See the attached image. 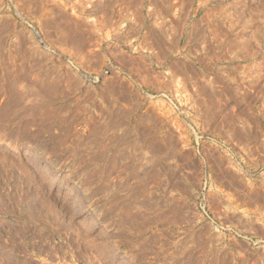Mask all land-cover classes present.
I'll list each match as a JSON object with an SVG mask.
<instances>
[{
	"label": "rangeland",
	"instance_id": "rangeland-1",
	"mask_svg": "<svg viewBox=\"0 0 264 264\" xmlns=\"http://www.w3.org/2000/svg\"><path fill=\"white\" fill-rule=\"evenodd\" d=\"M0 264H264V0H0Z\"/></svg>",
	"mask_w": 264,
	"mask_h": 264
},
{
	"label": "bare ground",
	"instance_id": "bare-ground-1",
	"mask_svg": "<svg viewBox=\"0 0 264 264\" xmlns=\"http://www.w3.org/2000/svg\"><path fill=\"white\" fill-rule=\"evenodd\" d=\"M11 149L17 150V145H15V144L11 145Z\"/></svg>",
	"mask_w": 264,
	"mask_h": 264
}]
</instances>
